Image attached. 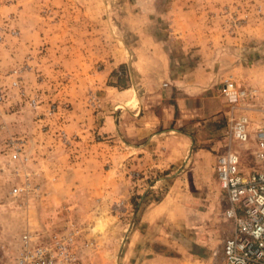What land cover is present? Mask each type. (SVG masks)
<instances>
[{
  "label": "rangeland",
  "instance_id": "1",
  "mask_svg": "<svg viewBox=\"0 0 264 264\" xmlns=\"http://www.w3.org/2000/svg\"><path fill=\"white\" fill-rule=\"evenodd\" d=\"M227 79L264 108V0H0V264L12 263L26 227L71 224L91 241L90 264H222L230 224L215 157L230 148L243 170L252 166L250 144L229 138ZM126 88L177 132L156 141L160 156L183 145L179 162L141 168L117 155L110 116ZM8 136L25 140L39 197L10 196L20 175ZM43 139L54 149L40 150Z\"/></svg>",
  "mask_w": 264,
  "mask_h": 264
},
{
  "label": "built area",
  "instance_id": "2",
  "mask_svg": "<svg viewBox=\"0 0 264 264\" xmlns=\"http://www.w3.org/2000/svg\"><path fill=\"white\" fill-rule=\"evenodd\" d=\"M25 67L13 68L8 86L18 89V73ZM219 93L226 100V119L229 138L240 145L250 144L248 154L252 166L241 168L240 155L236 150L225 149L215 157L214 176L224 194L226 205L223 217L230 224V232L221 244L222 264H264V108L254 106L252 90L238 87L232 80H225ZM23 94V90H19ZM5 88L0 84V105ZM30 108L37 105V98L30 97ZM261 114L250 119L249 112ZM62 141L65 133L59 132ZM2 146L7 153L12 171L20 175L9 190L10 196L25 198L40 196L38 185L33 181L29 165L33 162L25 148V140L8 136ZM86 231L69 225L62 231L37 232L26 227L19 236L18 249L11 264H90L87 250L91 241Z\"/></svg>",
  "mask_w": 264,
  "mask_h": 264
},
{
  "label": "crops",
  "instance_id": "3",
  "mask_svg": "<svg viewBox=\"0 0 264 264\" xmlns=\"http://www.w3.org/2000/svg\"><path fill=\"white\" fill-rule=\"evenodd\" d=\"M131 93H133V91L130 92L129 88L121 90V92H118V97H120L121 99H119V101H117L115 104L112 105V107L115 109H113L114 111L110 116V118H112L110 122L111 130L116 133L117 138L121 141L119 142L116 140L117 142L114 144L116 150L118 151L117 155L122 153L119 156L120 157L123 155L126 156L128 158L127 162L129 165L132 166L139 165V167L141 168H143L144 166L150 167L154 165L155 162L157 163L156 165L165 164V167H168L169 165H173L179 162L181 154L183 153L182 144H180L182 145L181 147H178V145L174 147L176 149L175 151L176 153L169 155L162 154L163 156L162 155L160 156L161 153H158V151L162 149L165 152L166 149L159 147V145L160 144L162 145V143H160L159 141L157 143L156 141L158 135L163 133L164 131L173 132L175 130L167 128L168 127L167 125H162V123L159 121V117L156 116L152 111L149 112V110H146L145 105H143L141 101L136 100ZM188 97L189 96L181 94L179 97L176 98L177 104L180 105L181 103H183L184 98H188ZM192 101H194V99H192ZM115 105L117 107H115ZM218 105L219 104L215 102V109L217 108ZM122 117L127 122H125V120H121L120 118ZM100 118L101 120L102 118L108 120V116L105 117L101 116ZM93 119H96L95 120L96 125H99L101 123L100 119H98V115L92 116L91 121ZM159 125L161 126V128H163V126H166V128L163 131L158 130ZM81 130L83 133L85 132V129H81ZM38 133L39 132H37V134ZM175 133L177 132L175 131ZM31 139L32 141L33 140L35 141L33 137H31ZM43 140H45L43 145H41L40 142H38V144L36 145L40 150L41 148H45L47 151H49L48 149H52V150L54 149L52 145L51 146L46 145L49 144L47 142L48 139H43ZM80 151H81V155H84L86 149L83 150L81 149ZM151 153H155L157 155L152 156L150 155ZM99 196L101 197L104 196L103 191L101 195L99 193Z\"/></svg>",
  "mask_w": 264,
  "mask_h": 264
}]
</instances>
